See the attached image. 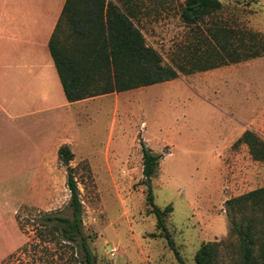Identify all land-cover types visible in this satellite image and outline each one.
<instances>
[{
  "label": "rangeland",
  "instance_id": "rangeland-1",
  "mask_svg": "<svg viewBox=\"0 0 264 264\" xmlns=\"http://www.w3.org/2000/svg\"><path fill=\"white\" fill-rule=\"evenodd\" d=\"M112 1L122 9L127 1L145 43L179 73L70 108L69 165L91 264H180L164 238L151 236L159 232L145 203L148 186L158 208L172 207L165 224L184 264H196L206 242L218 243L215 264H237L226 201L264 186V161L237 142L246 130L264 141V51L191 72L204 62L193 48L205 47L213 25L233 30L242 52L241 45L264 44V0H219L220 10L192 25L179 16L184 0ZM141 141L161 156L148 184ZM46 161L44 171L0 173V264H89L81 239L63 236L56 220L72 218L66 166L56 155Z\"/></svg>",
  "mask_w": 264,
  "mask_h": 264
},
{
  "label": "trees",
  "instance_id": "trees-1",
  "mask_svg": "<svg viewBox=\"0 0 264 264\" xmlns=\"http://www.w3.org/2000/svg\"><path fill=\"white\" fill-rule=\"evenodd\" d=\"M121 1V0H120ZM124 9L112 0H65L61 15L48 41V49L56 68L67 102L92 98L113 92H123L139 87L174 79L178 70L161 63L158 53L145 43L136 24V15L127 1ZM222 7L219 0H184L179 16L187 25L197 24ZM234 31L210 26L205 37V47H194L193 52H201L204 62L191 68L192 71L205 70L235 63L248 57H255L264 51V39L237 49L231 42ZM234 37V36H233ZM250 33L248 39L255 40ZM249 50V51H248ZM199 61V60H198ZM237 142L248 147L253 159L264 161V141L252 131L246 130ZM143 183L148 184L155 173L160 154L153 153L141 141ZM57 157L66 166V186L70 193L69 206L72 218L58 217L63 236L81 239L86 259L91 264L90 253L86 248L81 231V203L73 168L69 162L73 154L67 145L57 151ZM149 213L155 218L158 234L171 248L180 264L184 262L174 246L165 217L171 212L170 205L163 209L154 204L148 186L145 199ZM226 204L234 210L230 218L229 233L238 242L239 259L237 264H264V186L251 190ZM218 243H203L195 253L196 264H215Z\"/></svg>",
  "mask_w": 264,
  "mask_h": 264
},
{
  "label": "crops",
  "instance_id": "crops-1",
  "mask_svg": "<svg viewBox=\"0 0 264 264\" xmlns=\"http://www.w3.org/2000/svg\"><path fill=\"white\" fill-rule=\"evenodd\" d=\"M64 2L0 0V173L44 171L62 145L74 154L70 108L88 98L67 102L48 49Z\"/></svg>",
  "mask_w": 264,
  "mask_h": 264
}]
</instances>
